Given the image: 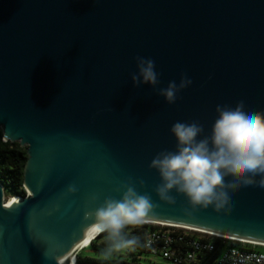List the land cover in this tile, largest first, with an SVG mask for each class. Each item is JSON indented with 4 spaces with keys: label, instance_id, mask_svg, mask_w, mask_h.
<instances>
[{
    "label": "water",
    "instance_id": "1",
    "mask_svg": "<svg viewBox=\"0 0 264 264\" xmlns=\"http://www.w3.org/2000/svg\"><path fill=\"white\" fill-rule=\"evenodd\" d=\"M137 56L155 62V88L133 86ZM182 75L192 83L168 104L159 89ZM239 101L264 113V0H0V129L28 153L27 196L5 204L0 182V264H64L94 225L86 213L126 184L151 197L152 221L264 244V188L229 192L220 210L175 190L168 204L149 167L176 150L174 123H199L203 139L217 105Z\"/></svg>",
    "mask_w": 264,
    "mask_h": 264
},
{
    "label": "clouds",
    "instance_id": "2",
    "mask_svg": "<svg viewBox=\"0 0 264 264\" xmlns=\"http://www.w3.org/2000/svg\"><path fill=\"white\" fill-rule=\"evenodd\" d=\"M135 59L138 72L131 76L133 86L146 84L155 88L160 83L155 62L140 56ZM191 83L182 75L178 85L169 82L166 88L159 89V95L174 104L177 94ZM244 108V101L235 108L217 105L218 117L211 135L199 140L197 137L204 131L199 123L173 124L170 131L177 141L176 150L159 152L149 165L161 178L155 189L160 200L175 204V197L170 195L175 190L193 208L214 206L220 210L230 203L229 192L241 187L264 188V113L246 112ZM227 177L232 179L226 180ZM123 187L120 199L107 197L94 212L86 213V218L93 220L94 231L107 234L109 246L105 255L135 246L138 241L129 238L125 229L147 224L154 215L156 205L148 194L138 193L131 184ZM76 191L74 185L68 187V193Z\"/></svg>",
    "mask_w": 264,
    "mask_h": 264
},
{
    "label": "built area",
    "instance_id": "3",
    "mask_svg": "<svg viewBox=\"0 0 264 264\" xmlns=\"http://www.w3.org/2000/svg\"><path fill=\"white\" fill-rule=\"evenodd\" d=\"M134 227L146 230L142 251L167 264H264L260 244L170 224Z\"/></svg>",
    "mask_w": 264,
    "mask_h": 264
},
{
    "label": "trees",
    "instance_id": "4",
    "mask_svg": "<svg viewBox=\"0 0 264 264\" xmlns=\"http://www.w3.org/2000/svg\"><path fill=\"white\" fill-rule=\"evenodd\" d=\"M28 161L27 149L19 143L12 144L4 142V134L0 129V182L4 186L5 195L7 197L27 196L25 189V167ZM146 228V227H145ZM125 233L129 238H135L136 244L141 248L146 233L145 229L129 226L125 229ZM106 233L100 234V237L89 243L90 247H97V242L102 241L103 244L109 243L106 239ZM87 245V247L89 246ZM78 264H115L106 260L77 259Z\"/></svg>",
    "mask_w": 264,
    "mask_h": 264
},
{
    "label": "rangeland",
    "instance_id": "5",
    "mask_svg": "<svg viewBox=\"0 0 264 264\" xmlns=\"http://www.w3.org/2000/svg\"><path fill=\"white\" fill-rule=\"evenodd\" d=\"M10 197L6 196L8 201ZM100 236V235H99ZM109 243L103 244L102 241L97 242V247H85L79 253L82 259L106 260L109 262L127 263V264H167L163 259L146 254L142 249L135 245L133 247L124 248L119 251H114L111 255H105ZM264 251V249H260Z\"/></svg>",
    "mask_w": 264,
    "mask_h": 264
},
{
    "label": "bare ground",
    "instance_id": "6",
    "mask_svg": "<svg viewBox=\"0 0 264 264\" xmlns=\"http://www.w3.org/2000/svg\"><path fill=\"white\" fill-rule=\"evenodd\" d=\"M14 198L18 199L17 197H12L8 201L6 200L5 204H8L11 201L15 200ZM147 224H168V223H162V222H159V221H152L151 220ZM170 225H173V224H170ZM175 226L182 227V228H190V229H194V230H197V231H204V230H201V229H198V228H193V227H189V226H185V225H177V224H175ZM206 232H208V231H206ZM100 234H102V233H100ZM100 234H97L94 231V225H92L76 241H74L71 245L67 246L64 250H62L60 252V256L59 257H60L62 263H64V264H78L76 262V257H78V255L81 252V250H83L85 247H87V245H89V243L94 241L96 238L100 237L99 236ZM229 238H233V237H229ZM233 239H236V238H233ZM236 240H241V241L249 242V243H252V244H260V245L264 246V244H262V243H256V242L247 241V240H243V239H236Z\"/></svg>",
    "mask_w": 264,
    "mask_h": 264
},
{
    "label": "flooded vegetation",
    "instance_id": "7",
    "mask_svg": "<svg viewBox=\"0 0 264 264\" xmlns=\"http://www.w3.org/2000/svg\"><path fill=\"white\" fill-rule=\"evenodd\" d=\"M118 264H127V263L122 262V263H118Z\"/></svg>",
    "mask_w": 264,
    "mask_h": 264
}]
</instances>
